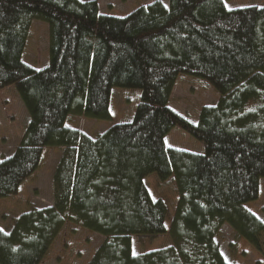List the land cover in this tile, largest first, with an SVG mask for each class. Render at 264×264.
I'll use <instances>...</instances> for the list:
<instances>
[{"label": "trees", "instance_id": "obj_1", "mask_svg": "<svg viewBox=\"0 0 264 264\" xmlns=\"http://www.w3.org/2000/svg\"><path fill=\"white\" fill-rule=\"evenodd\" d=\"M33 20L48 25V65L22 61ZM180 74L220 96L196 125L169 107ZM14 86L28 114L13 154L0 160V199L16 197L46 148L62 149L53 204L31 207L0 229V264H41L67 224L103 236L88 264H231L217 238L224 225L261 251L264 224L245 204L264 179V7L227 9L224 0H168L123 18L96 1L0 0V90ZM113 88L141 92L130 123L91 139L65 126L71 115L109 121ZM179 127L203 154L170 149ZM174 178L167 207L144 183ZM168 233L172 244L132 254V238Z\"/></svg>", "mask_w": 264, "mask_h": 264}, {"label": "rangeland", "instance_id": "obj_2", "mask_svg": "<svg viewBox=\"0 0 264 264\" xmlns=\"http://www.w3.org/2000/svg\"><path fill=\"white\" fill-rule=\"evenodd\" d=\"M96 1L99 13L116 18H123L140 6H147L155 1L168 7V0H79ZM227 9L247 6L264 7V0H224ZM48 25L33 20L27 35L22 61L30 68L39 71L48 65ZM141 92L134 89L113 88L109 105L110 120L101 121L71 115L65 126L78 130L91 139L103 134L111 126L130 123L140 103ZM218 93L201 79L180 74L170 94L169 107L190 123L196 125L200 111L206 106H215ZM28 114L14 86L0 90V160L10 157L22 139L28 124ZM170 149L203 154L204 146L188 133L174 127L165 138ZM62 149L46 148L38 170L21 186L16 197L0 199V229L8 232L15 219L31 207L44 208L53 204L52 177ZM145 186L154 200H162L167 207L165 225L167 231L174 215L178 192L174 178L165 182L156 174H149L144 179ZM264 224V179L259 180V195L255 202L245 204ZM103 236L67 224L61 231L47 256L41 264H88L94 252L103 242ZM221 254L231 264H264V232L260 238L261 251L255 250L247 241L236 238L232 229L224 225L217 238ZM168 233L155 237L135 236L132 238L134 256L171 246Z\"/></svg>", "mask_w": 264, "mask_h": 264}]
</instances>
